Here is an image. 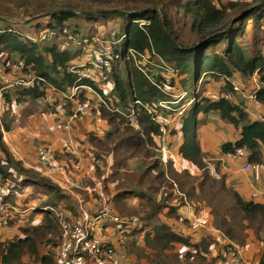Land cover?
<instances>
[{"label": "trees", "instance_id": "16d2710c", "mask_svg": "<svg viewBox=\"0 0 264 264\" xmlns=\"http://www.w3.org/2000/svg\"><path fill=\"white\" fill-rule=\"evenodd\" d=\"M77 1L93 6L82 13L95 11L82 16L89 24L86 34H79L78 29L67 25L70 20L80 17L73 8L53 10L44 19H28L30 22L26 24H13L5 16L6 1L0 0V62L5 66L12 64L0 72V89L6 86L1 80L2 76L11 79L34 76L33 86L11 85L12 88L6 89L0 108V183L7 193L3 202L26 212L15 214L7 226L0 220L1 226L16 227L19 232L0 242V264H31L25 258L36 264H56V248L61 242L60 226L53 212L43 209L52 206L72 221L69 217V210H73L71 197L38 171L25 168L4 141V133H9L18 119L24 125L27 118L38 113L40 101L50 93L57 92L69 98L75 87L82 88L74 102L65 100L63 110L72 115L76 103L88 100L85 95L87 89L96 94L100 108L93 110L112 129L103 140H98L91 133L89 141L97 149V158L105 165L109 156L113 158V172L109 181L115 184L118 193L116 202L123 225L127 228L137 224L134 219L142 222L139 225L141 228L137 225L136 230L144 234L148 249L154 252L166 250L169 255H185L188 259L191 256L194 258L191 261L201 258V252H204L207 264H217V260H221L222 250L231 246L225 245L214 254L208 251L216 243L214 236L206 235L199 241L192 240L193 230L197 227L186 214L180 213L182 208H186L184 198L203 204L205 207L201 206V209L204 210L200 206L194 207L200 211L208 210L214 227L230 241L238 242L239 235L249 237L248 232H253L256 240L263 244L264 202L252 196L247 199L223 179L218 180L210 175L203 162L205 152L198 130L202 123L200 118L205 120L217 115L241 131L236 141L222 145V153L234 155L243 149L248 164L264 165V121L250 118L243 103L235 101L237 92L233 86L234 82H238L242 91L249 92L250 85L246 84L249 81L245 82L243 78L251 79L256 73L260 76V82L264 83V0H253L252 3L239 0L228 3L223 0ZM119 1L125 4L120 6ZM97 19H102L104 26L116 24L113 29L117 30V38L125 35L121 45L112 47L114 54L119 55V60L114 72L108 76L113 84L110 97L104 94L94 79H83L78 74L81 69L85 71L92 68L87 65V61L91 59L93 47L98 45L94 26ZM136 20L144 21V24L135 23ZM250 20L253 23L251 29L255 44L251 52L242 42ZM46 34H52V37L43 39ZM49 40L53 43L46 46ZM66 43H71L75 50L62 48V44ZM216 45L221 47V51L215 48ZM129 50L147 55L156 64H166L173 73L168 74L150 66L137 67L133 60L126 59ZM76 62L87 66L72 71L71 68L78 65ZM122 63L125 64V78L118 73L119 64ZM195 76L196 81L206 76L222 79L223 83L217 96L203 94L193 97L190 107L176 125L168 127L167 137L179 135L177 138L181 139L177 157L197 168L198 173L192 175L188 168H179L172 158L165 165L163 159L158 157L161 126L153 120L148 109L164 116L177 115L178 109L167 112L159 107V103L164 101L169 106L174 104L171 99L178 92L175 90L181 89V94L187 95L185 88L194 85ZM257 98L264 104V87L257 93ZM58 101L57 96L55 111L62 110ZM11 104L18 108L24 107L14 114L8 110L9 107L5 108ZM131 104L135 105L138 129L130 122ZM44 110L51 114L48 104ZM117 123L125 125V129L120 131ZM134 160L140 162L137 169L144 168L135 182L124 179L127 174L122 173L130 171V162ZM152 178L160 181L161 185L157 186L159 190L163 186L159 199L153 196L155 187ZM130 195L140 200L138 208L130 209L126 205L125 200ZM165 209H168L172 218L179 220L181 216L184 217L185 224L182 223V226L188 232L173 230L160 222L158 226L149 228L148 222L159 217ZM73 222L79 224L81 221ZM153 234L155 236L151 237ZM248 240L241 244L244 245ZM177 244L187 248L185 254L174 248ZM41 247L45 248L46 253H40ZM214 255L218 256L215 258ZM258 264H264V256Z\"/></svg>", "mask_w": 264, "mask_h": 264}, {"label": "crops", "instance_id": "0c3cea01", "mask_svg": "<svg viewBox=\"0 0 264 264\" xmlns=\"http://www.w3.org/2000/svg\"><path fill=\"white\" fill-rule=\"evenodd\" d=\"M83 65H85V63L78 64L77 66L81 67ZM11 80L12 79L8 77L7 81L9 82ZM3 88H6V86ZM89 92L92 93V96H90ZM78 93L79 91L77 94ZM77 94H69L71 98H68V96L57 92L50 93L45 99L40 101L39 112L30 118H27L24 121V125H22L20 119H18L12 126L11 131L9 133H4V141L7 143L10 150L14 153L17 159L23 163L25 168H31L38 171L42 176L49 178L53 183L59 186L66 195L71 197L73 210H69V217L72 221H82L80 206L85 209L86 213L92 220L98 219L104 211H110L111 214L107 219L102 218L96 221V235L104 242H107L116 248H122L126 253L127 261L132 262V264H207V261L204 260L207 255L204 252H201V258L191 261L194 260L191 256L188 259L185 255L183 257L169 255L166 250H163V252H154L148 249L144 234L141 230H136V227L142 223H139L138 219H134L137 224L128 227L126 226L127 228L124 227L122 217L117 208L116 201L118 199H116V196L118 193L115 191V184L112 181H109L113 172V158L109 156L107 165H105L103 161L97 158V155L95 154L97 149L94 144L89 141L91 133H94V137L98 140H103L107 134L111 132V127L106 121L102 120V118L100 120H90L89 124L78 121L71 123L69 121L70 129L68 132L50 133L55 126V122L58 120L65 122L67 119L70 120L71 118L68 116L65 117L63 111L59 112L54 110L56 97H63L64 101H73ZM85 95L89 101L91 97H94L99 102L96 94L89 89L85 91ZM47 104L51 114H47L44 110ZM27 105L28 104L25 106ZM243 105L252 120H258L260 115H264V104L255 105L246 100ZM23 107L24 106H21V110ZM209 119L211 121L207 122L204 125L203 130H201L203 132L199 131V140L202 149H204L203 151L218 157L217 159L221 163L219 171L224 174L225 177L227 176L226 184L229 187L236 189L247 199H250L255 192L257 193V199L264 202V165L262 169L244 172L242 170V167L245 164L244 160L232 158L227 154L224 155L221 151L222 145L226 142L236 141L238 137H240L241 131L236 130L232 125L222 121L217 115H211ZM199 121H203V119L200 118ZM220 125L229 127L230 132L225 138V140H228L226 142H224L225 140L221 143L218 142L219 139L216 135L219 134ZM58 136L62 137V139ZM65 140H69L72 145H74L78 151L77 154H70L63 151L62 142ZM40 141L45 143L46 146H50L54 151L53 165L51 167L40 163L38 155L35 154L37 149L34 148V144L39 143ZM179 143H181L180 138H178L177 147ZM174 150L177 151L178 148H175ZM160 151L163 154V157L160 158L161 160L163 159L162 162L164 161L165 163H163L166 165V161H168L169 158H172L170 156L172 151H170L169 148H161ZM75 159L76 161L74 162ZM172 159L174 160V158ZM175 161L179 167L192 169L194 172L191 173L192 175L198 173L192 164L182 159L179 160L180 162L177 160ZM130 163H132V161ZM209 166L211 169L213 168L216 170L211 164ZM125 201L130 209L138 208L140 206V200L135 196L130 195ZM43 210L52 213L54 208L48 206ZM201 212H203L204 220H201L203 215L198 216L197 219L202 221L204 226L194 229L192 236L196 241H199L206 235L214 236L216 238V243L214 245L211 244L212 246L210 245L211 247L208 250L209 253L212 251L214 254H217L225 245H235L240 250L242 256L250 261L255 260L258 253H261L262 255L264 254L262 253L264 249L256 253L254 250L246 249L247 247L250 248L249 245L243 247L241 246V243L232 242L225 236H222L221 232L214 227L213 218L209 214V211H199L198 213ZM180 213H184L188 218H192L191 220L195 226L198 227V224L195 222L196 219L193 218L192 209L190 207L182 208ZM53 214L55 215L54 211ZM114 218H119L121 220L122 226L126 230L124 233H119L117 231V225L112 221ZM158 222L173 228V230L178 229L181 230V232H188L183 229L182 224H180L176 218L169 216L168 209H165L164 213L160 214L155 220L149 221V228L158 226ZM1 229L5 230L1 231ZM18 233L16 227L8 228L0 225V242L12 238ZM153 236L155 235L153 234L151 237ZM127 241L131 246H126ZM194 243L196 244L198 242ZM216 256L218 255H214L213 257L216 258ZM210 259H208V261ZM217 262L219 263V260H217ZM254 263L258 264L259 262Z\"/></svg>", "mask_w": 264, "mask_h": 264}, {"label": "built area", "instance_id": "2783aa9c", "mask_svg": "<svg viewBox=\"0 0 264 264\" xmlns=\"http://www.w3.org/2000/svg\"><path fill=\"white\" fill-rule=\"evenodd\" d=\"M135 23L144 24V21L136 20ZM48 37H52V34H46L43 36V39ZM125 35L117 38V30L111 32L109 40L104 41L102 44V49L99 46L93 47L91 59H88L87 65H90L95 71L101 74L102 81L107 82L109 80L108 76L114 72L115 66L117 65V61L119 60V55H115L112 47H116L122 44ZM97 40V38H96ZM103 41V40H102ZM97 43V42H96ZM123 50V48L121 47ZM127 60H133L136 63L137 67L144 68L146 66H155L157 69L162 70L165 73L172 74L173 70L170 69L164 63L155 64L153 63L147 55L140 54L134 50H129L127 54ZM142 63H144L142 65ZM86 64L81 67H86ZM79 66H73L71 68L72 71L75 69H81ZM78 74L81 75L83 79H94L95 82L98 83L99 79L93 75L91 70H83L78 71ZM27 78V79H25ZM7 77L2 76L1 80L5 85H22V86H33L34 76H26L21 79H12L11 81H7ZM168 81V80H167ZM255 88L254 90L249 92H244L241 89V86L238 82H234L233 86L235 91L243 97L252 102L255 105H262L257 98V93L264 87V83L260 82V76L256 73L254 76ZM12 83V84H10ZM82 87H75L72 90L71 94H77V92ZM4 91V89H1ZM91 90V89H89ZM71 98V96H69ZM185 97V96H184ZM1 96H0V107H1ZM139 104V102H136ZM159 107L161 109H165L167 112L171 111L172 108L169 106L167 102H160ZM130 122L134 128H139V120L138 116L135 112V105H130ZM177 115L168 114V116H164L153 110L148 109V112L153 115V120L160 124L161 126V141L162 148H166L164 145L165 138L168 134V127L174 126L183 115L184 111L178 110ZM100 120L98 116L95 115L92 107L90 105V101L86 100L83 103H76L75 108L73 109V113L71 115L70 120L68 119L65 122L60 121L61 130L63 132H68L70 129L69 121L88 123L90 120ZM259 120L264 121V115L259 116ZM62 149L66 153L77 154V150L72 145L69 140H65L62 142ZM37 155L41 163L52 166L53 165V157L54 151L50 146H43L37 149ZM232 158H239L245 161V164L242 167L244 172H248L251 170H259L263 168V165H252L248 164L246 161V152L241 149L236 152L234 155H230ZM78 166V165H76ZM190 173H194L192 169H189ZM7 196L5 188L0 183V220L1 223L5 226L8 225L9 219L12 218L15 214L22 215L23 213L14 207H10L7 204H4L3 200ZM252 197H257V193H253ZM55 216L58 219L60 231H61V242L56 248L57 252V260L60 264H132V262L127 261V256L125 251L122 248H116L110 245L107 242H104L96 235V221L100 219H107L110 216V211H104L98 219L92 220L90 216L86 213L85 209L80 206V211L82 215V221L78 224L73 221L67 220L65 214L62 211H55ZM195 219V217L193 216ZM112 219V218H111ZM117 225V231L119 233H124L126 230L122 226L121 220L119 218H114L112 220ZM180 223L184 222V217H180L178 220ZM221 260L218 264H255L253 261L245 259L237 246L231 245L227 249H223L221 252Z\"/></svg>", "mask_w": 264, "mask_h": 264}, {"label": "rangeland", "instance_id": "374dc122", "mask_svg": "<svg viewBox=\"0 0 264 264\" xmlns=\"http://www.w3.org/2000/svg\"><path fill=\"white\" fill-rule=\"evenodd\" d=\"M5 1L7 3V11L5 12V16L7 18L11 19L13 24H17V23H20V22L26 24V23H29L30 20L44 19L45 18L44 16H46L47 14L52 12L53 10H58V9H61V8H73L79 13L80 17L70 20L69 23H67V25H69L72 28L78 29L79 30L78 31L79 34H86L88 32L89 24H87L88 22L85 21L86 19L82 17L83 16L82 12L85 11V10L91 9V7H93V6H90L86 2H79L77 0H70V1H64V0H21V1H18V0H5ZM223 1L228 3V2H233L234 0H223ZM239 1H244L246 3H252L253 2V0H239ZM118 3H119L120 6H123L125 4V3L121 2V1H119ZM28 19H30V20H28ZM110 22H113V21H110ZM104 23H105V21H104ZM252 24L253 23L250 20L248 22V25H247L248 26V28H247L248 30L246 31V33L244 35V38L242 40V42L246 44L245 48L248 51H250V52L253 51L254 46H255V44L253 43L254 35H253V31L251 29L252 28ZM94 26L96 27L95 35H96V38H97V40H96V42L98 44L97 46H99L100 49H102L103 42L105 40L106 41L109 40L111 32L115 31L113 28H114V26L116 27V24L110 25V23H109L108 25L105 24V26H104L103 25V20L102 19H100V20L97 19V21L95 22ZM95 27H94V29H95ZM30 32L31 31H29V33L26 32V34L29 35ZM238 41L240 42V40H238ZM51 43H53V41L49 40V43H47L45 45L49 46V45H51ZM259 45H262V43H259ZM61 47L62 48H67V49L72 50V51L75 50V47L71 43L62 44ZM215 48H217L218 51H221V47H219L218 45H216ZM84 53H87V52L84 51ZM0 64H1L0 72L2 70L6 69L7 67H11L12 66V64H8L7 66H5V64H3L2 62H0ZM75 64H79V63L76 62ZM143 64L144 63H142V65ZM75 66H77V65H75ZM150 67L156 68L155 66H150ZM90 70L93 72V75L96 78L99 79L97 84L99 85V87H101L104 90V94L107 97H110L112 95V91H113L112 82L109 81V80L107 82L102 81L100 73L95 71L93 68H91ZM118 73L121 74L124 78L126 77L125 64H123V63L119 64ZM25 79H27V78H25ZM196 80L197 79H196V76H195L194 85L189 86L188 89L185 88V90L187 92V95H185V93L181 94V92H182L181 89L175 90V92H177V91L178 92L174 95L175 97H173L171 99V101L175 102L174 104L170 105L172 110L174 108H176V109L181 110L183 112L184 110H186V109H188L190 107V103H191L193 97L197 98L198 96L200 97L203 94H206L207 96H210V97H214V96H217L219 94V92L221 91V84L223 83L222 79L215 80V79H211V78H207L206 76H203L201 80H199V81H196ZM243 80H245V82L249 81V83H246V84L250 85L249 93H251L254 90L255 85H256L255 82H254V76L251 77V79H248V80L246 78L245 79L243 78ZM8 88H12V86L11 85H6V88L4 89V91L6 89H8ZM4 91H2L0 89V96L2 97L1 98V104L3 103V100H4V98H3ZM244 92H248V91H244ZM89 94H90V96H92L91 92H89ZM238 94L239 93H237V95L235 96V100L240 102V103L245 104L244 102L246 101V99L243 97V95H241V94L238 95ZM184 96H186L185 99H184ZM58 102H59V107L62 108V110H60L59 112L63 111L64 112V116L65 117L68 116L70 118L71 115L68 113V111L63 110L65 108V106H64L65 101L63 100V97L59 98ZM90 105L92 107V110L93 109H97L98 110L100 108L99 102L94 97H91ZM7 107H9L8 110H11L12 113H14V114H18L20 109H21V106H19V108H18V106H13L12 104L9 105V106H5V108H7ZM95 115H96V113H95ZM10 116H11V113H10ZM209 121H211L209 119V117L207 119L203 120L202 123L199 125L198 132L203 130L204 125L207 122H209ZM54 124H55V126L52 128V131H50V133H52V132H54V133L55 132H58V133L63 132V130H61L62 127L60 125V121L59 122L57 121ZM117 124L120 125V131H123V129H125V125H122L121 123H117ZM111 129L112 128H110V130ZM201 132H203V131H201ZM229 132H230V130H229L228 126H221L220 129H219V134L216 135L217 138L219 139L218 142L221 143L223 140H225V138H226V136L228 135ZM199 135H200V133H199ZM59 138L62 139V137H59ZM78 141L80 142V140H78ZM226 141H228V140H225L224 142H226ZM160 142H161V147L160 148H162V141L160 140ZM80 143H82V142H80ZM177 144H178L177 136L176 137H172L171 135H168V137L165 138V141H164L165 147L169 148L170 151H172L170 156L172 158H174V160L179 161L180 158L177 157V151L174 150L175 148H177ZM45 145H46L45 143H42V141H40L39 143H35L34 144V148L38 149V148L43 147ZM171 148H173V149H171ZM35 154L37 155V151L35 152ZM158 157L159 158L163 157V154H162L161 151L159 152ZM217 158L218 157L215 156V155H210L209 153H205L203 162L205 163L206 168L209 169L208 171H209V173H210V175L212 177H215L218 180L223 179L224 181H226L227 176L225 177V175L222 174L219 171V169L221 168V163H220V161H218ZM75 161H76V159L74 160V162ZM139 164H140V162H137V160L132 161V163H130V166H131L130 171L126 170V171L122 172L123 174H127L126 176H124V179H129V180H132L133 182L137 181V179L139 178L140 174L144 170V168H141V167H139L137 169ZM210 164L216 170H214L213 168L211 169L210 166H209ZM132 167L134 168V170L132 169ZM194 169L197 171V168H194ZM189 172H191V171H189ZM201 172L202 171L200 170V173ZM151 182H152V184L155 187V190L153 189V196H155V198H159L160 197V193L163 190V186L159 190V187H157V186L161 185L160 181L159 180H155L154 178H152ZM184 204H185L184 206L186 208L190 207L192 209V214H193V216L196 219L195 222H196V224H198L197 228H199L201 226H204V223L197 219L198 216L203 215V212L198 213L200 210L197 209L196 207L200 206V209H201V206L202 207H205V206L203 204L199 205V204L193 203L188 198H184ZM194 206H196V207H194ZM201 210H204V209H201ZM189 219H192V218H189ZM201 220H204V215L201 218ZM184 224H185V222H183V225ZM2 230H5V229H1V231ZM248 234L250 235L249 237H245V236L242 237V235H239L238 238H237V239H239L238 242L239 243H241V242L244 243L245 240L249 239L247 243L242 245L243 247L249 245L250 248L247 247L246 249L252 250V251L254 250L256 253L259 252L260 250L262 251V249H264V243L262 244V243L258 242L256 240L257 237L254 235L253 232H248ZM261 239L262 240L264 239V233H261ZM192 240H194V238H192ZM126 246H131V244L127 241ZM174 248L176 250H179L183 254H185V252L187 250L186 247H184L183 245H180V244L175 245ZM40 253L41 254L46 253V250H45L44 247L40 248ZM262 253H263V251H262ZM55 254H56V258H57V252ZM263 256L264 255H262L261 253H258L256 259L252 260V261L258 263L261 260V257H263ZM25 261L26 262H30L31 264H36V263L31 262L29 258H25ZM56 264H60L58 260L56 261Z\"/></svg>", "mask_w": 264, "mask_h": 264}, {"label": "water", "instance_id": "95a60500", "mask_svg": "<svg viewBox=\"0 0 264 264\" xmlns=\"http://www.w3.org/2000/svg\"><path fill=\"white\" fill-rule=\"evenodd\" d=\"M99 12V11H98ZM88 13H95V11H93V12H88ZM88 13H82L83 15H86V14H88Z\"/></svg>", "mask_w": 264, "mask_h": 264}]
</instances>
